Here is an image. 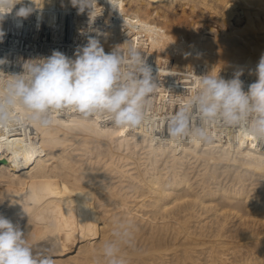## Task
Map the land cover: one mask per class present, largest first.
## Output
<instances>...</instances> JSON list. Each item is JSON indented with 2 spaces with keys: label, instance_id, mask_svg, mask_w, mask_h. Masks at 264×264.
Masks as SVG:
<instances>
[{
  "label": "bare ground",
  "instance_id": "bare-ground-1",
  "mask_svg": "<svg viewBox=\"0 0 264 264\" xmlns=\"http://www.w3.org/2000/svg\"><path fill=\"white\" fill-rule=\"evenodd\" d=\"M22 6L33 9L27 18L16 17ZM0 30V81L53 51L74 59L94 36L105 52L138 47L158 85L136 129L74 114L0 129V214L34 251L50 250L55 264H103L120 219L136 225L128 264H231V250L245 251L234 264H264V140L219 122L210 146L166 138L200 76L243 70L244 90L255 82L264 0H97L84 12L71 0H22Z\"/></svg>",
  "mask_w": 264,
  "mask_h": 264
},
{
  "label": "clouds",
  "instance_id": "clouds-1",
  "mask_svg": "<svg viewBox=\"0 0 264 264\" xmlns=\"http://www.w3.org/2000/svg\"><path fill=\"white\" fill-rule=\"evenodd\" d=\"M22 0H0V22ZM97 0H71L79 12L94 9ZM33 9L22 6L16 17L27 18ZM5 33L0 30V40ZM75 58L53 51L45 58L27 60L21 73L0 81V129L17 126L47 128L58 114H74L83 120L103 118L114 127H140L157 88L152 67L143 52L128 45L105 52L99 39L89 36ZM7 61L0 58V65ZM0 73H3L0 71ZM254 74L257 79L244 90L243 70L225 80L219 73L200 76L198 88L166 121L168 140H190L210 146L209 126L217 122L229 128H245L264 140V55ZM198 123H193V119ZM136 225L114 221L111 237L101 246L103 264H128L123 255L135 247ZM0 264H55L50 250L34 251L18 224L0 214Z\"/></svg>",
  "mask_w": 264,
  "mask_h": 264
},
{
  "label": "rangeland",
  "instance_id": "rangeland-1",
  "mask_svg": "<svg viewBox=\"0 0 264 264\" xmlns=\"http://www.w3.org/2000/svg\"><path fill=\"white\" fill-rule=\"evenodd\" d=\"M206 14H207L208 17H206L205 27L214 24V23H212V21L215 20V17H212V18H211V16H209L208 12H206ZM213 18H214V19H213ZM210 19H212L211 22L209 21ZM207 20H208V21H207ZM206 25H207V26H206ZM230 247H231V245H230ZM239 248H240V247H239ZM235 250H236L235 253L239 252V251H237V250H238V247H237V249H235ZM243 252H245V251L243 250V251L237 253V255H236V254H235V255H236L237 257H240V256H238V255L241 254V253H243ZM231 254L234 255L233 252H232V250L229 251V257H231V259H232V258H233V259H232V260L229 259V260L231 261V264H232V263L234 264V263H235V259H237V257L235 256V257H236V258H235V257H233ZM230 255H231V256H230ZM234 258H235V259H234ZM233 260H234V261H233ZM204 261H205V260H203V262H204Z\"/></svg>",
  "mask_w": 264,
  "mask_h": 264
}]
</instances>
